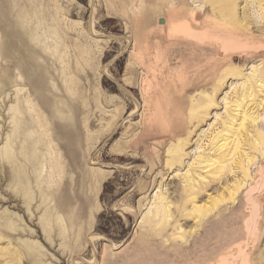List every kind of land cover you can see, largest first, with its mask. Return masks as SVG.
<instances>
[{
    "label": "rangeland",
    "instance_id": "rangeland-1",
    "mask_svg": "<svg viewBox=\"0 0 264 264\" xmlns=\"http://www.w3.org/2000/svg\"><path fill=\"white\" fill-rule=\"evenodd\" d=\"M26 121L39 196L0 170V264H264V0H0V164Z\"/></svg>",
    "mask_w": 264,
    "mask_h": 264
},
{
    "label": "bare ground",
    "instance_id": "bare-ground-1",
    "mask_svg": "<svg viewBox=\"0 0 264 264\" xmlns=\"http://www.w3.org/2000/svg\"><path fill=\"white\" fill-rule=\"evenodd\" d=\"M181 5H183V3ZM15 25H16L15 37H16V41L19 44H18V46H14L13 44H11L10 46L6 45L3 48L4 54L6 56L10 55L7 52L9 50H12L13 52L18 51L19 55H22V50H20L22 47L23 48L25 47L27 50H30V51L33 50V49L29 48L28 44L26 43V38L23 34L24 29H26V27L22 23H19V22L15 23ZM19 31H23V32L21 33ZM20 65H21V71H22L24 77H26V78H27V76L28 77L29 76H37L39 74L38 71L41 68H45V72L47 74H49V73L51 74L50 66H48V65H43L42 67L39 65L38 67H36V66H32V65L28 64L26 61H24ZM53 87L52 88L45 87L46 88L45 92H42V90L37 89V87H35V86H32V89H34L35 93H37L38 96H42L45 94H49V95L53 94V90H54ZM52 98L54 99V97H52ZM64 105L66 106V109H67L66 112H64V110H63V112L56 113L54 109L47 108L46 112L48 115V120L51 121L54 118V119H58L61 122H65V124H66L68 122V103H65ZM37 107H38V105H37ZM21 109L22 110H28V114L34 115L37 108H35V106H31V107H28V109H26L22 105ZM242 117L245 118V112L243 113ZM257 118H258L257 115L250 117V121L255 126H256ZM46 125L50 131L51 130L49 128L50 125L47 122H46ZM27 130L34 132L33 125L30 123V121H26L24 126H15V127L11 126L10 134L7 138L8 143L6 144L5 150H4L5 153L8 154V158L6 160H4L2 162V164H0V170L2 171V173L4 172V174H6L7 170L13 171V173L5 175L7 183H8V187H11V185L14 186L13 190H12L13 194L21 197L23 199V203H25L26 207L29 209L31 201H33L34 199H36L39 196L38 195L39 189H38V182L36 181L37 175H38L37 168L34 169V168L30 167V165H28V164L26 165L25 161L23 160V159H29V160L33 161L30 163H33V165L35 164L34 163L35 162L34 161L35 156L30 151V147L32 146V142H33L32 139H33L34 134H32V135L27 134ZM48 136L51 138L53 136V134L50 132L48 134ZM13 143L16 146L15 145L13 146L12 145ZM239 143H241V139H239L236 142L234 151L239 149ZM52 174H53L52 170H51V172L49 171L48 173H46L48 182L52 180V178H51L53 176ZM101 178H104V176L100 175V174H96L95 178H91L89 180V188L90 189L97 188V184L101 180ZM49 187L47 188L48 190H46V191L43 190L46 192V194L51 193V191L49 190ZM68 206H70V204H67L66 206H64V208H65L64 212L67 216L69 213Z\"/></svg>",
    "mask_w": 264,
    "mask_h": 264
}]
</instances>
